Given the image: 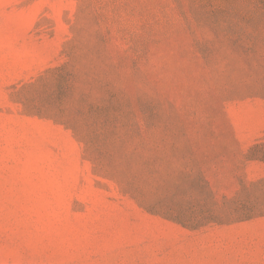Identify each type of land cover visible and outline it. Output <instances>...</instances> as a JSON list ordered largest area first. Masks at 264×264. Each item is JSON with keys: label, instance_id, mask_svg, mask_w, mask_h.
<instances>
[{"label": "rangeland", "instance_id": "1", "mask_svg": "<svg viewBox=\"0 0 264 264\" xmlns=\"http://www.w3.org/2000/svg\"><path fill=\"white\" fill-rule=\"evenodd\" d=\"M0 264H264V0H0Z\"/></svg>", "mask_w": 264, "mask_h": 264}]
</instances>
